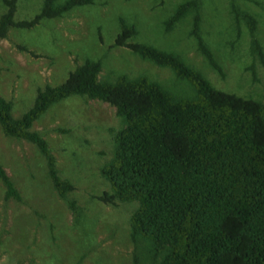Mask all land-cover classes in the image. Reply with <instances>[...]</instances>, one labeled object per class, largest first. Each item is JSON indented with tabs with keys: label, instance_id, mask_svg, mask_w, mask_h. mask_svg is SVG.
I'll return each mask as SVG.
<instances>
[{
	"label": "rangeland",
	"instance_id": "374dc122",
	"mask_svg": "<svg viewBox=\"0 0 264 264\" xmlns=\"http://www.w3.org/2000/svg\"><path fill=\"white\" fill-rule=\"evenodd\" d=\"M183 1L93 0L32 27L12 26L0 39V95L19 118L40 89L62 83L86 59L101 60L102 79L147 74L176 94L191 93L190 84L171 68L115 44L124 19L138 29L133 40L173 50L217 88L264 102V0H200L201 33L224 74L212 67L191 34L193 12L166 30L165 20ZM42 2L18 0L15 19L33 18ZM236 7L255 16L253 32ZM4 10L0 0V15ZM121 126L113 104L88 95L54 103L33 123L59 174L74 185L62 197L40 149L7 135L0 125V162L21 196L7 199L0 180V264H133L135 255L140 264H160L152 259L150 242L135 243L131 236L137 203L99 197L112 191L101 167L113 155V134Z\"/></svg>",
	"mask_w": 264,
	"mask_h": 264
},
{
	"label": "trees",
	"instance_id": "16d2710c",
	"mask_svg": "<svg viewBox=\"0 0 264 264\" xmlns=\"http://www.w3.org/2000/svg\"><path fill=\"white\" fill-rule=\"evenodd\" d=\"M4 2L0 39L12 26L32 27L93 0H43L40 11L23 20L15 19L18 0ZM200 3L181 2L165 20L166 30L193 12L190 32L212 67L224 74L202 36ZM236 9L253 32L255 16ZM121 23L116 45L171 68L192 92L176 94L147 74L102 79L101 60L86 59L62 83L40 89L19 118L0 95L3 131L40 149L55 189L65 197L74 185L59 174L48 142L32 125L51 105L73 95L110 102L122 126L113 134L112 157L101 167L112 191L99 197L137 203L130 216L135 243L150 242L152 259L160 264H264V102L217 88L180 54L133 40L136 25ZM0 180L7 199L21 198L1 162ZM133 264H140L138 255Z\"/></svg>",
	"mask_w": 264,
	"mask_h": 264
}]
</instances>
